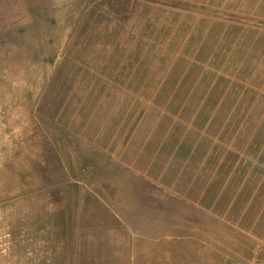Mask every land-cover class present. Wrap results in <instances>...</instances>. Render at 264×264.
Here are the masks:
<instances>
[{
  "label": "rangeland",
  "instance_id": "1",
  "mask_svg": "<svg viewBox=\"0 0 264 264\" xmlns=\"http://www.w3.org/2000/svg\"><path fill=\"white\" fill-rule=\"evenodd\" d=\"M0 264H264V0H0Z\"/></svg>",
  "mask_w": 264,
  "mask_h": 264
}]
</instances>
